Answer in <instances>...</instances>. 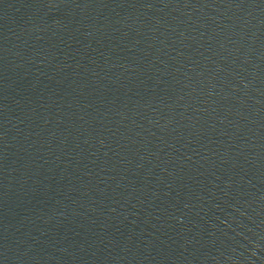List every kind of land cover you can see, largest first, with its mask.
<instances>
[{
    "label": "water",
    "instance_id": "1",
    "mask_svg": "<svg viewBox=\"0 0 264 264\" xmlns=\"http://www.w3.org/2000/svg\"><path fill=\"white\" fill-rule=\"evenodd\" d=\"M264 204V0H0V264H247Z\"/></svg>",
    "mask_w": 264,
    "mask_h": 264
}]
</instances>
